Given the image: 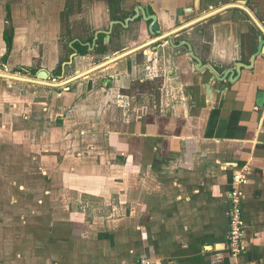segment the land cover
Here are the masks:
<instances>
[{
	"label": "crops",
	"instance_id": "0c3cea01",
	"mask_svg": "<svg viewBox=\"0 0 264 264\" xmlns=\"http://www.w3.org/2000/svg\"><path fill=\"white\" fill-rule=\"evenodd\" d=\"M138 1L155 6L163 23L184 4ZM253 2L264 22V0ZM67 3L0 0V71L23 74L37 62L55 71L63 59V24L71 31L78 14ZM239 15L230 10L206 20L204 35L192 28L191 42L205 66L190 59L178 71V65L184 67L178 60L181 83L170 89L169 99L140 103L123 98L120 88H128L130 80L122 61L79 80L72 99L57 93L54 107L46 101L30 106L42 114L26 121L55 119L65 129L51 132H61L56 137L68 141L74 153L72 162L68 159L74 172L59 174L58 183L63 190L77 185V242L68 262L137 264L147 257L154 264H264V56L259 33L251 34ZM9 26L14 29L10 54L4 38ZM90 65L78 59L76 74ZM116 73L124 79L115 87L97 82ZM33 128L24 133L30 135ZM98 153L110 154L113 161H98ZM238 175L244 177L241 184ZM235 188L244 194L245 222L244 249L236 256L228 247ZM83 197L91 202L81 207ZM94 201L117 204L111 211L119 208V216L87 220Z\"/></svg>",
	"mask_w": 264,
	"mask_h": 264
},
{
	"label": "rangeland",
	"instance_id": "374dc122",
	"mask_svg": "<svg viewBox=\"0 0 264 264\" xmlns=\"http://www.w3.org/2000/svg\"><path fill=\"white\" fill-rule=\"evenodd\" d=\"M67 1L68 5L74 3V0ZM77 3L78 7L81 0ZM63 21L67 22L66 16ZM63 28H66L64 24ZM74 68L70 69L65 80L77 75ZM77 82L72 84L75 92ZM31 86L0 78V264H64L62 261L72 264L67 258L71 256V249H76L77 242V185L71 184L70 188L63 190L58 183L63 172H74L71 166L74 153L68 141L62 142L63 137H56L62 135L61 132H51L50 129L55 127L65 129L55 119L40 120L37 124L26 121V117H40L42 114L40 110L33 113L30 106H39L54 92L44 86ZM55 90L63 95V87ZM33 126V132L27 136L24 131ZM68 126L71 129V125ZM45 132L50 136L43 134ZM98 154V161H113L110 154ZM60 155L67 158V166L58 158ZM81 199V207L91 202L88 198ZM92 204L91 215L86 218L91 222L95 215L103 217L114 213L116 218L119 216V208L111 211L117 204L110 207L103 202L94 201Z\"/></svg>",
	"mask_w": 264,
	"mask_h": 264
},
{
	"label": "flooded vegetation",
	"instance_id": "af4514ba",
	"mask_svg": "<svg viewBox=\"0 0 264 264\" xmlns=\"http://www.w3.org/2000/svg\"><path fill=\"white\" fill-rule=\"evenodd\" d=\"M181 1L184 4L177 8L175 15L169 14L167 22L163 23L155 6L148 2L81 0L77 7V0H74V3L70 5L77 11V18L73 20L74 25L69 27L71 31L68 32L63 28V39L61 40L63 59L55 71L41 68L40 63L37 62L23 74L29 78H35L40 71L46 70L51 78L49 82L57 81L58 83L67 79L69 70L77 66L78 59L91 62L89 69H92L126 54L112 63L116 65L123 61V73L130 80L128 88H120L122 97L140 103L146 99L155 103L162 98L169 99L170 89L181 83L180 74L175 72L177 70L175 64H178V60L181 59L183 66L190 59L198 67L205 66L196 55L191 38L192 28L197 26L198 32L201 33L206 20L230 10L240 11L239 16L247 20L250 33L257 31L260 35L259 42L264 45V33L250 15V13L253 14L264 27V22L259 18L260 9L255 7L253 0ZM236 6H243L248 11L238 9ZM209 9L210 11L207 12ZM216 11V14L211 15ZM65 53H67L66 58ZM179 53L182 56H178ZM105 68L94 74L102 72ZM181 68L185 66L179 67L178 65V71ZM124 74L101 76L97 82L101 85L105 84L106 87H113L124 79ZM72 84L63 87V98L72 99L71 94L76 93ZM44 87L53 89L54 92L47 97L46 102L51 107L56 106L58 92L55 89L58 88Z\"/></svg>",
	"mask_w": 264,
	"mask_h": 264
},
{
	"label": "built area",
	"instance_id": "2783aa9c",
	"mask_svg": "<svg viewBox=\"0 0 264 264\" xmlns=\"http://www.w3.org/2000/svg\"><path fill=\"white\" fill-rule=\"evenodd\" d=\"M243 176H236V183L243 182ZM243 201L244 194L238 188H235L230 195V207L228 211L229 218V234L228 247L233 255L240 254L244 249L245 238V222L243 216ZM137 264H154V262L147 258H139Z\"/></svg>",
	"mask_w": 264,
	"mask_h": 264
},
{
	"label": "water",
	"instance_id": "95a60500",
	"mask_svg": "<svg viewBox=\"0 0 264 264\" xmlns=\"http://www.w3.org/2000/svg\"><path fill=\"white\" fill-rule=\"evenodd\" d=\"M242 4H244V3H242ZM228 7H226V8H228ZM236 7L238 9L247 10L243 6H236ZM223 9H225V8H223ZM216 13H217V11L214 12V13H212L211 15L216 14ZM250 15H251L252 19L254 20V22L258 25L259 28H261L262 32L264 33V27L261 25V23L255 18V16L253 14L250 13ZM195 22H197V21H195ZM260 49H261L260 55L261 56H264V45L261 44V48ZM125 55L126 54H124L123 56L117 57V58H115L113 60H110L108 62H105V63H103V64H101L99 66H96V67L92 68V69H89V70H87L85 72L79 73L76 76H74V77H72V78H70L68 80L61 81V82H58V83H57V81H54L53 83L52 82H49V80L51 78H50L49 73L46 70L40 71V73H38L35 76V78L21 77V76L11 75V74L4 73V72H0V78L5 79V80H11V81L25 82V83H29V84H33V85L47 86V87H51V88H60V87L66 86V85H68L70 83H74V82H77V81H79L81 79H84V78L88 77L92 73H94V72H96L98 70H101V69L109 66L110 64L118 61L119 59L123 58ZM260 55H257V57L260 56ZM255 59H256V56H254L253 61H255ZM195 60L198 62L197 59H195ZM254 63H253V65H254ZM250 64L252 66V62ZM242 68L245 69V67H242Z\"/></svg>",
	"mask_w": 264,
	"mask_h": 264
},
{
	"label": "trees",
	"instance_id": "16d2710c",
	"mask_svg": "<svg viewBox=\"0 0 264 264\" xmlns=\"http://www.w3.org/2000/svg\"><path fill=\"white\" fill-rule=\"evenodd\" d=\"M9 9L10 8H8V20L11 21L12 20L11 12ZM4 38L7 44L8 54H10V51L13 47V40H14V29L12 26L6 30ZM7 59H8V55L3 59L4 63L7 62Z\"/></svg>",
	"mask_w": 264,
	"mask_h": 264
}]
</instances>
